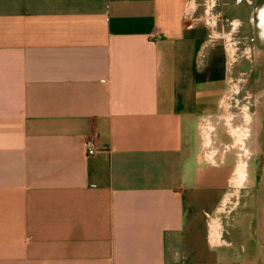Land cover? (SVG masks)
<instances>
[{"label": "crops", "instance_id": "obj_1", "mask_svg": "<svg viewBox=\"0 0 264 264\" xmlns=\"http://www.w3.org/2000/svg\"><path fill=\"white\" fill-rule=\"evenodd\" d=\"M228 52L197 0H0V264H256L218 230Z\"/></svg>", "mask_w": 264, "mask_h": 264}, {"label": "rangeland", "instance_id": "obj_2", "mask_svg": "<svg viewBox=\"0 0 264 264\" xmlns=\"http://www.w3.org/2000/svg\"><path fill=\"white\" fill-rule=\"evenodd\" d=\"M226 1L223 8L233 5L234 18L232 12L221 11L222 0H197L204 6V37L209 33L224 40L229 51L227 92L212 121L219 143L208 149L219 161L227 155L235 167L230 190L234 194L220 214L218 230L225 229L238 249L246 247L258 257L256 264H264V36L256 19L264 0ZM237 264H244L243 257Z\"/></svg>", "mask_w": 264, "mask_h": 264}, {"label": "built area", "instance_id": "obj_3", "mask_svg": "<svg viewBox=\"0 0 264 264\" xmlns=\"http://www.w3.org/2000/svg\"><path fill=\"white\" fill-rule=\"evenodd\" d=\"M204 144L207 146L209 141V133H208V127L204 128ZM84 151L86 155H93L98 151V148L96 146V138L94 136H89L84 140Z\"/></svg>", "mask_w": 264, "mask_h": 264}, {"label": "water", "instance_id": "obj_4", "mask_svg": "<svg viewBox=\"0 0 264 264\" xmlns=\"http://www.w3.org/2000/svg\"><path fill=\"white\" fill-rule=\"evenodd\" d=\"M258 16H259L260 22L264 20V5L259 9Z\"/></svg>", "mask_w": 264, "mask_h": 264}, {"label": "flooded vegetation", "instance_id": "obj_5", "mask_svg": "<svg viewBox=\"0 0 264 264\" xmlns=\"http://www.w3.org/2000/svg\"><path fill=\"white\" fill-rule=\"evenodd\" d=\"M241 1V0H240ZM256 19H257V21H258V25L260 24L261 26H263V24H264V20H262L261 22H260V20H259V16H258V12L256 13ZM259 28H260V30H261V33H262V35L264 36V32H262V28L259 26Z\"/></svg>", "mask_w": 264, "mask_h": 264}, {"label": "bare ground", "instance_id": "obj_6", "mask_svg": "<svg viewBox=\"0 0 264 264\" xmlns=\"http://www.w3.org/2000/svg\"><path fill=\"white\" fill-rule=\"evenodd\" d=\"M257 12H259V10L257 11ZM259 26L262 28V32H264V24H263V26H261L260 24H259ZM237 172H238V174H239V176L241 175V170H239V168L237 169ZM240 178V177H239ZM214 226H215V224H214ZM213 226V227H214ZM212 227V228H213ZM214 229H215V227H214Z\"/></svg>", "mask_w": 264, "mask_h": 264}]
</instances>
